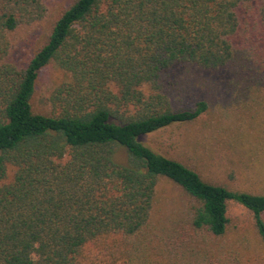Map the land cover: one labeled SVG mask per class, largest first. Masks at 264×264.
Returning a JSON list of instances; mask_svg holds the SVG:
<instances>
[{
	"label": "trees",
	"instance_id": "1",
	"mask_svg": "<svg viewBox=\"0 0 264 264\" xmlns=\"http://www.w3.org/2000/svg\"><path fill=\"white\" fill-rule=\"evenodd\" d=\"M48 10L46 0H0V264H153L154 247L174 264H212L232 203L264 242V193L206 179L143 141L211 112L207 100L184 106L212 82L206 73L264 100V0H71L19 62L13 35ZM50 65L65 77L50 110H37ZM164 183L189 198L183 216L201 251L156 220Z\"/></svg>",
	"mask_w": 264,
	"mask_h": 264
},
{
	"label": "rangeland",
	"instance_id": "2",
	"mask_svg": "<svg viewBox=\"0 0 264 264\" xmlns=\"http://www.w3.org/2000/svg\"><path fill=\"white\" fill-rule=\"evenodd\" d=\"M46 1L48 16L37 25L21 28L12 37L16 48L14 55L19 62L33 56L47 42L54 20L71 0ZM205 76L212 82L205 87L193 88L188 96L184 95V106L190 108L197 100H207L211 112L192 124L168 128L144 137L143 141L158 152L192 164L206 179L235 190L264 193V100L254 103L238 95L226 81L231 75L219 72L206 73ZM64 77L63 71L52 65L43 70L34 100L37 110H50L47 97ZM161 196L167 207L156 220L175 227L177 244H186L194 251L206 248L201 240L193 244L189 242L196 233L186 226L183 216L190 202L187 195L176 186L164 183ZM175 216L176 220L173 219ZM229 218L228 235L214 239L215 243L209 247V251L212 249L221 256L217 255L212 264H264V242L256 231L252 214L232 203ZM172 220L176 221V226L171 224ZM157 250L156 247L150 250L153 264H174L169 256ZM93 253L98 252L93 250Z\"/></svg>",
	"mask_w": 264,
	"mask_h": 264
}]
</instances>
